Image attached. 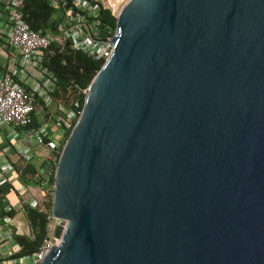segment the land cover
Listing matches in <instances>:
<instances>
[{
    "label": "water",
    "instance_id": "1",
    "mask_svg": "<svg viewBox=\"0 0 264 264\" xmlns=\"http://www.w3.org/2000/svg\"><path fill=\"white\" fill-rule=\"evenodd\" d=\"M110 42L38 264H264V0H127Z\"/></svg>",
    "mask_w": 264,
    "mask_h": 264
},
{
    "label": "built area",
    "instance_id": "2",
    "mask_svg": "<svg viewBox=\"0 0 264 264\" xmlns=\"http://www.w3.org/2000/svg\"><path fill=\"white\" fill-rule=\"evenodd\" d=\"M54 8L56 18V35L42 33L29 28L22 12L24 0H0V44L16 59L14 69L24 75L21 82L14 80V71H0V189L12 186L19 179L14 172L13 162L17 159L23 163L38 159L36 176L40 184L21 183L14 189L15 206L21 213L25 206L37 208L45 215L47 235L42 239L38 249L31 255L14 256L16 252L12 231L30 235L28 225L22 224L6 212L12 207L5 199V192L0 206L4 214L0 217V238L13 248L0 255V264H38L48 251L52 237L53 224L51 206H44L45 197L52 184L49 177L54 168L66 137L58 121L61 116L65 122L73 125L80 114L78 104L70 109L59 108L61 114L54 116L53 128L32 125L34 100L40 99L45 106L50 103V95L56 88V79L43 65L44 52L50 40L56 43L67 41L69 45L102 63L111 53V34L97 19L99 10H105L114 19L127 0H45ZM114 31V30H113ZM32 68L35 72L30 79L25 70ZM29 77V81L27 80ZM87 87L82 90L85 95ZM84 98V96H83ZM12 154L15 159L10 160Z\"/></svg>",
    "mask_w": 264,
    "mask_h": 264
},
{
    "label": "trees",
    "instance_id": "3",
    "mask_svg": "<svg viewBox=\"0 0 264 264\" xmlns=\"http://www.w3.org/2000/svg\"><path fill=\"white\" fill-rule=\"evenodd\" d=\"M26 25L42 33L56 35L55 10L49 6L45 0H24L22 9ZM97 19L101 25L106 28L109 34L114 30L115 19L107 11L99 10ZM102 61L91 58L83 52L72 48L67 41L56 43L50 40L47 49L44 52L43 65L50 71L56 79V88L50 95V106L62 109L72 108L74 103L81 109L83 103L82 90L85 89L96 71L101 66ZM50 106H45L40 99L34 100L32 112V125L40 124L38 114L50 115ZM61 128L64 130V137H67L71 124L59 116ZM14 172L18 175L21 183L40 184V179L36 176L37 165L33 162L23 163L17 159L13 162ZM34 178L35 179L34 181ZM49 185L53 182V175L49 177ZM11 188V186H10ZM52 189H50V192ZM4 190L0 189V202ZM47 196V195H46ZM44 201V206L49 209L51 206V197L48 194ZM13 210L6 212L9 216L13 215ZM4 214L0 206V217ZM23 217L30 230L27 236L16 231H12V239L16 252L14 256L31 255L36 252L42 239L47 235L45 215L37 208L25 206Z\"/></svg>",
    "mask_w": 264,
    "mask_h": 264
},
{
    "label": "crops",
    "instance_id": "4",
    "mask_svg": "<svg viewBox=\"0 0 264 264\" xmlns=\"http://www.w3.org/2000/svg\"><path fill=\"white\" fill-rule=\"evenodd\" d=\"M15 66H16V59H14L13 57H11L10 56V53H8V51H7V49H5V47H3L1 44H0V71L1 70H4V69H6V70H11V71H14L15 72V74H14V80L15 81H18V82H21L22 81V79H23V77H24V75L21 73V71H19V70H16V69H14L15 68ZM25 72H26V75H29L30 76V79L32 78V77H34V75H35V72H34V70L32 69V68H27L26 70H25ZM28 79V81L30 80L29 79V77H27ZM47 106H50V103L47 105ZM49 109H50V112H51V114L52 113H58V114H61V111L58 109V108H56V107H54V106H50L49 107ZM47 115V114H42V113H39L38 114V118H39V120H40V125H42L43 127H45L46 129H51V128H53V125H54V122H55V119H54V116L53 115ZM8 158L10 159V160H14L15 159V157L12 155V154H10L9 156H8ZM0 159H1V157H0ZM38 159H35V160H33L32 162L35 164V165H37L38 164V161H37ZM19 185V181H17V180H15L13 183H12V186H11V188L9 187H4L2 190H4V192H5V199L7 200V194H9V193H12L13 191H14V189L17 187ZM23 215V214H22ZM13 217H14V219H15V215L13 214ZM16 221H19L21 224H22V229L24 230V226H26L27 225V223H26V221H25V219H24V223H22L20 220H18V219H15ZM0 227H4L3 225H2V223H1V221H0ZM14 244V243H13ZM13 244H9L8 242H6V241H4V240H2L1 238H0V255H2V254H5V253H8L12 248H13Z\"/></svg>",
    "mask_w": 264,
    "mask_h": 264
},
{
    "label": "rangeland",
    "instance_id": "5",
    "mask_svg": "<svg viewBox=\"0 0 264 264\" xmlns=\"http://www.w3.org/2000/svg\"><path fill=\"white\" fill-rule=\"evenodd\" d=\"M35 179H37V178H34V181H35ZM48 194L50 195V197L52 196V191L50 192V190L48 191V193H47V196H48ZM46 196V197H47ZM45 197V199H47ZM16 194L14 193V192H12V193H9V194H7V202L10 204V206L12 207V210H13V214L15 215V219H18V220H20L22 223H24V217H23V215H22V213H21V211H20V209L17 207V206H15V200H16Z\"/></svg>",
    "mask_w": 264,
    "mask_h": 264
}]
</instances>
